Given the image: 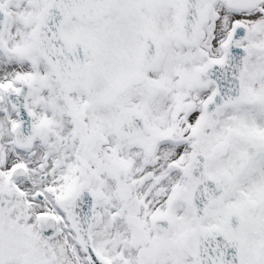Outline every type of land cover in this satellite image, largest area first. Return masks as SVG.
Returning <instances> with one entry per match:
<instances>
[{"label":"snow or ice","instance_id":"snow-or-ice-1","mask_svg":"<svg viewBox=\"0 0 264 264\" xmlns=\"http://www.w3.org/2000/svg\"><path fill=\"white\" fill-rule=\"evenodd\" d=\"M0 264H264V0H0Z\"/></svg>","mask_w":264,"mask_h":264}]
</instances>
